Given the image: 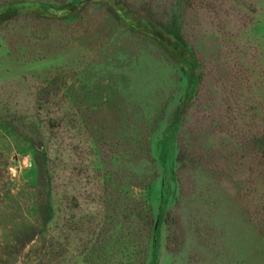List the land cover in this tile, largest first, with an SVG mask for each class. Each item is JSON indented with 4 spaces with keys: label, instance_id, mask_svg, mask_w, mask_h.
Masks as SVG:
<instances>
[{
    "label": "rangeland",
    "instance_id": "rangeland-1",
    "mask_svg": "<svg viewBox=\"0 0 264 264\" xmlns=\"http://www.w3.org/2000/svg\"><path fill=\"white\" fill-rule=\"evenodd\" d=\"M0 264H264V0H0Z\"/></svg>",
    "mask_w": 264,
    "mask_h": 264
}]
</instances>
